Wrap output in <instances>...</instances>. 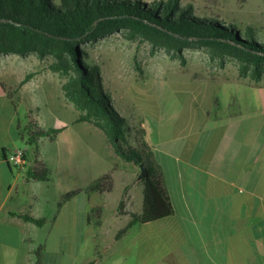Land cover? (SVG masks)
Instances as JSON below:
<instances>
[{
  "label": "rangeland",
  "instance_id": "374dc122",
  "mask_svg": "<svg viewBox=\"0 0 264 264\" xmlns=\"http://www.w3.org/2000/svg\"><path fill=\"white\" fill-rule=\"evenodd\" d=\"M180 2L191 4L196 16L218 17L240 25L252 23L264 29V0ZM81 46L88 52L90 62L99 65L102 86L131 126L130 141L134 145L142 137V120L147 124L149 135L157 134L167 140L179 118L194 121L197 107L204 109V121L214 116L225 117L237 108L235 97H228L231 89L264 88V73L256 80L250 66L247 74L242 75L241 62L233 56L213 54L203 44L190 45L180 52L154 47L129 27L84 41ZM51 60V56L41 57L36 52L0 54V146L7 148L8 153L26 147L18 135V125L24 126L28 115L48 127L56 120L72 122L80 114L65 98L61 85L66 77L51 71ZM27 74L31 77L21 84ZM261 137H264V128ZM41 146L42 159L52 168L55 180L31 185L41 193L43 203L60 201L62 191L87 186L117 161L121 163L114 173L117 180L113 191L94 195L89 202L86 195L69 199L57 220L36 228L35 245L44 244L48 252L44 264H85L98 255L102 258L97 264H139L142 225L137 224L116 239L118 230L127 223L126 214L118 213V204L124 188L135 182L138 167L120 159L104 133L89 122L73 123L56 141L44 139ZM76 153L84 163L85 175L79 182H68L62 172L66 161ZM28 156L32 159V153ZM29 162L15 166L25 171ZM135 191L141 194L139 185ZM81 196L86 200L84 216L80 212ZM138 199L142 202V194L141 200L139 195ZM99 201L104 203L102 225H88L86 213ZM71 209L77 213L71 215ZM57 255L59 262H55Z\"/></svg>",
  "mask_w": 264,
  "mask_h": 264
},
{
  "label": "crops",
  "instance_id": "0c3cea01",
  "mask_svg": "<svg viewBox=\"0 0 264 264\" xmlns=\"http://www.w3.org/2000/svg\"><path fill=\"white\" fill-rule=\"evenodd\" d=\"M230 91L227 96L237 98L234 111L204 121V109L197 107L195 122L179 118L167 140L149 135L147 124L141 121L143 138L163 172L175 212L139 224L143 227L139 264H264V88L248 86ZM73 123L75 120H56L53 126L63 128L57 139ZM201 142L203 146L199 148ZM2 149L0 146V264H32L34 232L41 226L13 212L44 216L45 223H53L66 201L85 196L84 192L69 199L62 195L85 186L62 191L60 201L43 203L41 193L31 185L45 181H29L25 171L15 165L10 168ZM77 153L65 163V181L79 182L85 175L84 163L78 160ZM115 164L121 167L119 161ZM110 170L114 175L117 168ZM114 178L116 182L117 176ZM54 181L53 172L47 182ZM138 185L142 202L138 199L141 194L135 191ZM81 200L80 212L84 216L85 197L81 196ZM142 203V185L134 182L127 191L125 210L140 212ZM69 212L73 215L77 210ZM125 217L128 221L130 215ZM93 258L97 264L102 257ZM59 261L57 255L55 262Z\"/></svg>",
  "mask_w": 264,
  "mask_h": 264
},
{
  "label": "trees",
  "instance_id": "16d2710c",
  "mask_svg": "<svg viewBox=\"0 0 264 264\" xmlns=\"http://www.w3.org/2000/svg\"><path fill=\"white\" fill-rule=\"evenodd\" d=\"M193 12L191 4L182 5L180 0H0V54L36 52L41 57L51 56L49 68L66 77L61 89L65 98L80 112L75 122H89L98 127L122 160L133 163L138 170L139 164L144 162L149 170L147 177L138 179L139 170L134 180L142 185L140 212L125 210L130 185L124 188L118 213H128L130 218L118 230L116 239H120L136 224L173 215L175 208L163 172L143 138L144 130H141L142 137L137 139V144H132L131 126L104 90L99 65L90 62L89 54L81 44L129 27L154 47L180 52L194 44L209 46L213 54L237 58L241 62L242 75H246L253 66L251 73L255 79L262 77L264 29L252 23L240 25L218 17L196 16ZM30 77L31 74H27L21 84ZM9 94L12 97L14 91ZM215 100L219 102V98ZM28 117L24 126L18 125L19 137L26 145L23 148L24 159L31 162L25 170L26 177L29 181L51 180L53 170L41 158V145L44 139L56 141L63 128L46 127L30 115ZM202 146L201 142L199 148ZM2 150L9 167L13 168L8 149L3 147ZM29 152L32 159H29ZM117 166L115 164L114 169ZM114 188L115 178L110 170L84 188L67 191L62 197L69 199L84 192L90 200L92 196L103 195ZM13 214L37 226L47 221L44 216ZM103 215L104 203L99 201L93 204L87 213L88 224L101 226ZM32 254V264H43L45 245H38ZM95 260L92 258L85 264H94Z\"/></svg>",
  "mask_w": 264,
  "mask_h": 264
},
{
  "label": "built area",
  "instance_id": "2783aa9c",
  "mask_svg": "<svg viewBox=\"0 0 264 264\" xmlns=\"http://www.w3.org/2000/svg\"><path fill=\"white\" fill-rule=\"evenodd\" d=\"M24 149L23 148H19L17 150H15L13 153H11L9 155V160L12 164L14 165H22L24 164L26 161L24 159Z\"/></svg>",
  "mask_w": 264,
  "mask_h": 264
},
{
  "label": "water",
  "instance_id": "95a60500",
  "mask_svg": "<svg viewBox=\"0 0 264 264\" xmlns=\"http://www.w3.org/2000/svg\"><path fill=\"white\" fill-rule=\"evenodd\" d=\"M139 170L140 171H139L138 179L145 178L148 176L149 170L144 162H141L139 164Z\"/></svg>",
  "mask_w": 264,
  "mask_h": 264
}]
</instances>
